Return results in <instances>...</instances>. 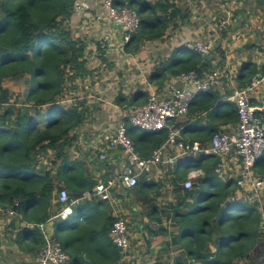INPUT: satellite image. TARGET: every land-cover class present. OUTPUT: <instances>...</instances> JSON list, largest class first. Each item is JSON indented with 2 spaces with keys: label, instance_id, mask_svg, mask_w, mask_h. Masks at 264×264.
<instances>
[{
  "label": "trees",
  "instance_id": "1",
  "mask_svg": "<svg viewBox=\"0 0 264 264\" xmlns=\"http://www.w3.org/2000/svg\"><path fill=\"white\" fill-rule=\"evenodd\" d=\"M174 1L129 0V5L140 17V29L124 45L126 54L137 53L145 43L161 40L169 28H176L174 19L180 9ZM73 3L74 0H0V206L11 208L14 201H18L15 211L32 225L31 229L19 234L24 245L22 250L32 254L46 244L39 225L52 220L51 211L59 206L54 202V190L65 188L71 199L81 196L95 184L85 164L72 159L69 153L76 137L71 136V132L83 125L86 111L79 104L65 106L61 101L69 73L73 77L88 74L84 57L86 45L73 39L67 30ZM190 71L202 77L214 71V66L208 56L180 47L150 75V80L162 88L167 74L177 76ZM261 72L264 74V66ZM257 73L255 65H244L239 77L244 80V88ZM20 78H24L26 91L21 98L13 99L2 84ZM194 100L190 112L213 115L220 106L219 95L213 89L196 95ZM145 102L146 99L140 106ZM220 117L236 123L238 116L234 105L229 104ZM179 127L181 124H173V128ZM126 130L142 157H150L169 135L168 129L148 133L126 126ZM44 160L48 161L49 168L43 166L42 169ZM197 162L204 171L203 177L191 190L176 189L178 199L168 213L178 229L173 243L181 244L185 260H188L179 259L176 264H237L247 258L257 261L264 249L261 234L264 206L235 198L237 183L224 182L215 172L218 158L204 156ZM254 171L264 177V154ZM185 175L175 169L174 185L178 186ZM152 187L158 190L160 185L143 177L131 193L143 195L152 191ZM93 204L86 202L74 208L73 213L84 216L87 222L90 216L83 210ZM153 212L154 208L149 216ZM66 221L54 220L52 240L61 245L71 260H78L80 239L77 234L85 226L77 223L69 227ZM112 222L113 219H106L104 236L109 234ZM62 223L66 225L65 233L61 231ZM106 245L115 250L119 260L121 253L112 242L107 240Z\"/></svg>",
  "mask_w": 264,
  "mask_h": 264
},
{
  "label": "crops",
  "instance_id": "2",
  "mask_svg": "<svg viewBox=\"0 0 264 264\" xmlns=\"http://www.w3.org/2000/svg\"><path fill=\"white\" fill-rule=\"evenodd\" d=\"M86 2L93 14L101 12L102 0H86ZM174 3L180 9V13L174 19L176 28H169L161 40L145 43L135 54H126L124 50L118 51L122 40L121 34L106 20L88 24L84 20L71 18L67 24V30L71 32L72 37H77L75 31L73 33L71 31L74 26L96 37V43L92 46L88 43L84 51L85 60L89 57L95 65L86 67L88 74L81 81L76 82V84L81 82L80 86L85 90L82 92L84 97L79 103L80 108L84 107L86 111L85 122L79 129L71 132V136L76 137L69 149L72 159H79L85 164L91 179L95 182L94 186L127 160L122 150L110 149L105 145V137L114 133L119 122L127 121L128 114L133 108L140 106L144 99L147 100L152 89L161 94L170 87H184L179 75L167 74L162 88L150 80V75L168 61L174 49L185 47L192 50L193 43L208 39L212 29L220 20L230 15L226 29L221 34L215 35V48L208 56L214 70L221 74V78L213 88V91L219 95L220 106L217 112L211 115L209 112L189 110L187 115L169 122L170 128H173V124H181L178 128L180 136L187 141H197L204 148L209 147L210 139L215 133L212 132L213 129L230 135L235 130L236 123L223 121L220 113L227 109L229 104H233L229 99L233 92L244 88L242 85L244 80L239 78L244 65H255L258 70L256 76L263 74L261 69L264 66V0H175ZM105 37L108 38V46L106 49H101L99 41ZM75 40L79 43H82V40L87 42L83 38L81 41L77 38ZM246 45L249 48H244ZM88 64H91V61ZM261 94H264V87H259L257 94L250 101L258 112L261 110L263 112ZM256 100L259 101V105L255 104ZM126 124L133 130L128 123ZM102 153L106 155L104 161L99 157ZM197 161L198 159L194 157H180L171 169L159 165L150 174L144 176L148 182L160 185V188L158 193L153 190L157 187H152L153 192L149 190L146 194L139 195L150 200L149 204L141 207L134 206L136 204L129 197L132 189L117 190L118 204L91 199L73 206L74 210L86 205V202L94 203L93 206H86L88 210H83L90 216L87 222L84 216H78L75 212L70 217L72 223L69 227L77 223H84L85 227L77 234L80 239L77 243L80 258L71 260L68 255L69 260L64 264H176L179 259L188 261L185 260L181 244L173 243L178 229L168 213H171L170 206L178 199L176 189L182 188L188 173L200 170L204 175ZM228 163L230 166L228 175L221 178L224 182L235 180V165L238 162L232 160ZM175 169H178L180 174L186 173L178 186L172 181ZM203 175L198 176L195 183ZM59 190H54L55 195L53 192L55 203H58ZM71 199L76 198L71 197ZM59 208L57 206L51 211L53 224ZM153 208L154 212L149 216ZM113 209H117L120 216L127 220L131 242L129 252L123 257L121 255L119 260L115 250L106 245L107 240L111 241L109 234L103 235L106 219L111 218L114 221ZM128 210L133 211V214H129ZM31 228L32 225L25 222L17 212L13 218L5 216L0 218V264H37L41 250L33 254L23 251L24 245L19 238L20 233ZM53 229L55 232L54 225ZM211 250L214 251V248L211 247Z\"/></svg>",
  "mask_w": 264,
  "mask_h": 264
},
{
  "label": "built area",
  "instance_id": "3",
  "mask_svg": "<svg viewBox=\"0 0 264 264\" xmlns=\"http://www.w3.org/2000/svg\"><path fill=\"white\" fill-rule=\"evenodd\" d=\"M227 1V0H222ZM72 19L84 20L88 24L106 20L115 30L121 34V45L118 51L124 49V45L129 39L136 35L140 29V17L136 9L129 5V0H102L101 12L93 14L87 5L86 0H74ZM230 21V15L221 19L219 24L212 29L211 36L202 41H197L191 45L193 51L201 56H209L216 44L215 35L221 34ZM108 38L99 41V47L106 49ZM184 87H170L165 92L159 94L156 90H151L146 103L135 107L127 116V123L133 128L148 133H156L164 129L169 130L166 141L156 149L150 157H142L136 152L132 139L128 136L126 125L123 121L116 126L114 133L105 137V145L110 149L119 148L126 157V163L117 167L104 180H100L93 189L84 192L79 198L70 199L65 188H61L57 194L59 211L54 216L60 221L67 220L73 213V206L79 202L91 199L109 201L114 204L119 203L116 197L118 189H133L138 181L150 174L157 166H164L171 169L175 166L176 160L180 157H194L200 160L204 156H214L219 162L215 172L219 178L228 175L229 163L236 160L234 182L237 183L235 198L242 199L250 204L260 205V200L264 196V177L255 173L256 163L264 154V114L250 103L257 94L259 87H264V74L257 75L250 84L243 89H236L230 96L238 120L235 124L233 134L226 132H215L209 143V147L204 148L197 141L184 140L178 129L170 128L169 122L188 114L190 107L198 94H206L213 89L221 78L219 71L214 70L200 77L196 71L179 74ZM196 91V95L192 92ZM104 161L106 155H99ZM203 175L200 170L188 173L186 180L182 184L184 190H191L198 176ZM18 206V201H14L13 207L4 209L0 206V218L5 216L13 218L16 216L14 207ZM114 221L109 230V237L112 244L120 251L122 257L129 252L131 242L127 220L120 216L117 209L112 210ZM45 236L46 244L40 251L37 264H64L69 260V256L62 249L61 245L53 240H48L43 225H39ZM261 234L264 243V221L261 225ZM243 263L246 264V261ZM242 263V264H243ZM251 264H264V249L258 260Z\"/></svg>",
  "mask_w": 264,
  "mask_h": 264
},
{
  "label": "rangeland",
  "instance_id": "4",
  "mask_svg": "<svg viewBox=\"0 0 264 264\" xmlns=\"http://www.w3.org/2000/svg\"><path fill=\"white\" fill-rule=\"evenodd\" d=\"M71 31H72V33H73V31H75V34L77 35V37H73V38H75V39L77 38L79 41H81V38L87 40V42L83 41V40L81 41L86 46L88 45V43H89L90 46H92L94 43H96V40H95L96 37L90 36L89 34L84 33V30H81L80 28L77 29L76 26L72 27ZM122 54L123 53H120V55H122ZM86 58H87L86 59V61H87L86 67L89 68L92 65H95V63L92 62L93 60H90L89 57H86ZM90 61H91V64H88V62H90ZM88 68H87V71H88ZM82 78L83 77H73L72 73H69L68 77H66V83L64 85L63 93H62V96H61V101H62V103L65 106H73V104L75 105V104L81 103V101H82V99L84 97L82 92H85V90L82 88V86H80L81 82L79 84H76V82L78 83L79 81L82 80ZM23 79L24 78L15 79V80H6L2 84L3 87L8 89L10 91V93L13 95V99H15L16 97L21 98L22 95L25 93L26 87H25V85L23 83ZM251 104H252V102H251ZM255 104L259 105V101L256 100ZM252 106H253V104H252ZM42 163H43L42 164V169H43V166L48 168V165H47L48 161L47 160L42 161ZM236 190H237V188H236ZM154 192L158 193L159 190H155ZM129 197L136 204L134 206H140L141 207V206H143L145 204H149L150 203V200H147L145 198H141L140 196H136V195L133 194V192L129 195ZM259 204L262 207L264 206V196L261 198ZM128 213L129 214L130 213L133 214V211L128 210ZM70 217L66 221V225L67 226H69L72 223V219ZM66 225H65V223H62V225H61L62 233H65ZM262 241H263V238H262ZM244 261H246V264H251V263L254 262L253 258H251V260H249L247 258V259L242 260L240 263H237V264H242ZM243 264H245V263H243Z\"/></svg>",
  "mask_w": 264,
  "mask_h": 264
},
{
  "label": "water",
  "instance_id": "5",
  "mask_svg": "<svg viewBox=\"0 0 264 264\" xmlns=\"http://www.w3.org/2000/svg\"><path fill=\"white\" fill-rule=\"evenodd\" d=\"M244 48H249L247 45L244 46ZM192 92L196 95V91L192 88ZM260 100L262 101L263 104V112H264V94L260 95ZM56 194V191H54V195ZM50 220L48 223L43 225V230L46 232L47 239L52 240L53 235H54V229H53V222Z\"/></svg>",
  "mask_w": 264,
  "mask_h": 264
}]
</instances>
